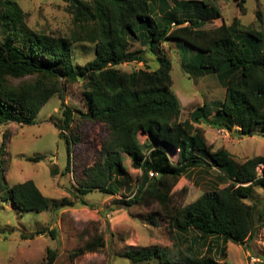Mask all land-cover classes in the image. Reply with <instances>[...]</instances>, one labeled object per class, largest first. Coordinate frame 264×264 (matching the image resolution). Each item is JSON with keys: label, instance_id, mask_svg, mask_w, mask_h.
Returning <instances> with one entry per match:
<instances>
[{"label": "trees", "instance_id": "obj_1", "mask_svg": "<svg viewBox=\"0 0 264 264\" xmlns=\"http://www.w3.org/2000/svg\"><path fill=\"white\" fill-rule=\"evenodd\" d=\"M63 1L75 27L69 37L30 30L19 4L0 0V125L36 124L40 110L54 95L61 98L65 85L82 81L87 112L64 108L62 119L53 122L68 149L78 142L71 131L75 114L101 123L107 130L97 161L84 171L87 180L80 185V194L94 189L115 194V186L120 187L117 177L122 170L121 155H126L141 175L129 200L117 204L156 205L158 212L149 215L152 221L160 216L175 232L193 234L182 239L188 243L187 253L181 252L175 261L169 258V252L157 247L131 249L121 257L131 264H146L155 259L162 264H220L211 255L209 239L222 245H241L253 240L258 228H264V202L259 207L246 202L251 200L255 187L264 190V172L257 171L264 159L255 157L236 163L226 150H213L208 145L200 126L223 129L240 137H252L256 130L264 134L261 39L253 37L259 47L249 42L237 19L230 25L222 23L217 28L204 29L208 20L220 15L204 1L176 4L181 13L190 8L201 9L202 12L183 13L185 20L167 10L166 0ZM245 3L246 0L239 1L241 11ZM167 41H179L197 52L191 66L185 64L182 68L194 81L202 78L203 83L218 80L222 84L225 93L219 107L212 110L204 103L180 121L182 106L171 93L172 64L160 49ZM133 42L143 49L131 50ZM77 43L94 47L93 59L83 66L73 64V44ZM146 50L155 54L159 64L156 69L146 67L129 73L117 69L134 62L145 66ZM139 134L152 141L145 150L138 140ZM4 150L2 143L0 156ZM41 159L39 156L28 160ZM193 170L217 171L218 183L192 203L175 205L174 188ZM226 182L230 184L219 188ZM0 201L19 215L73 206L66 199L59 202L45 197L32 181L9 185L4 179H0ZM42 234L41 230L20 237L33 239ZM50 235L53 237L52 232ZM197 244L208 248L207 253L200 254V249L195 248ZM104 247V236L99 234L71 258ZM224 250L215 248L218 255ZM47 258L41 264H53L54 252L49 250Z\"/></svg>", "mask_w": 264, "mask_h": 264}, {"label": "rangeland", "instance_id": "obj_2", "mask_svg": "<svg viewBox=\"0 0 264 264\" xmlns=\"http://www.w3.org/2000/svg\"><path fill=\"white\" fill-rule=\"evenodd\" d=\"M11 1L19 4L26 15V26L36 33L69 37L75 30L72 15L67 11L63 0ZM180 1L187 0H166L167 10L173 11L175 17L185 20V12H202L201 9L190 8L181 13L175 6ZM196 1H204L220 14L219 17L208 20L204 29L217 28L222 23L230 25L237 19L247 40L259 47L260 43L253 37L260 38L264 51V0H246L242 5L243 11L238 7L240 0ZM160 14L162 18L163 14ZM134 49L143 47L138 42H133L131 50ZM160 49L172 64L171 93L179 99L182 106L180 121L187 119L190 112L204 103L212 110L220 106L225 93L222 84L218 80H205L204 83L203 79L194 81L182 68L185 64L191 66L197 52L179 41H167ZM93 57V45L73 44L74 65L83 66ZM144 58L145 66L134 62L120 65L117 69L129 73L146 67L150 70L158 67V60L151 51L146 50ZM83 91L82 81L65 85L61 98L58 94L54 95L40 110L34 125H0V145L3 143L5 148L4 154L0 156V179H4L9 185L32 181L45 197L59 202L66 199L73 203L71 208L59 211L50 209L41 213L31 211L19 215L0 201V264H41L47 261L49 250L54 252L53 264H131L121 255L131 249L147 247L165 250L169 252V258L175 261L181 252L187 253L188 243L182 239L193 237L192 233L175 232L168 221L160 216H155L156 220L152 221L149 215L158 212L156 205L126 207L117 204L120 200H129L128 197L135 190L141 175L140 170L132 167L129 157L121 155L122 170L117 177L120 187L115 186V194H105L98 189L87 190L83 196L80 194V185L87 180L84 171L97 161L107 130L103 124L84 120L75 114L71 131L74 137L77 136L78 142L68 149L65 141L59 138V131L53 122L62 119L64 108L87 112ZM200 127L208 145L213 150H226L236 163L241 164L255 157L264 159V134L259 130L252 137H240L236 133L221 132L204 125ZM65 135L68 136L69 133ZM138 140L144 150L147 145H152L150 138L143 134L138 135ZM39 156L42 159L38 162L28 160ZM261 170L264 172V165L259 173ZM214 183H218L217 171L204 173L193 170L182 177L174 188L173 203L180 207L186 206L210 191ZM229 184L221 183L219 188ZM81 201L86 205H82ZM246 202L259 207L264 202V190L255 187L251 200ZM41 230L44 234L33 239L20 237ZM99 234L104 236L103 249L71 258L75 251ZM208 241L209 249L212 248L211 255L220 264H264V228H258L254 239L241 245L229 242L222 245L215 239ZM216 247H224V253L218 255ZM195 248L197 251L200 249V254L207 253L208 249L201 248L198 244ZM146 264L162 263L155 259Z\"/></svg>", "mask_w": 264, "mask_h": 264}, {"label": "built area", "instance_id": "obj_3", "mask_svg": "<svg viewBox=\"0 0 264 264\" xmlns=\"http://www.w3.org/2000/svg\"><path fill=\"white\" fill-rule=\"evenodd\" d=\"M221 132H225L223 129L220 130ZM260 168H263L262 164H258L257 171L259 172ZM262 171V170H261ZM152 176V174H150Z\"/></svg>", "mask_w": 264, "mask_h": 264}, {"label": "clouds", "instance_id": "obj_4", "mask_svg": "<svg viewBox=\"0 0 264 264\" xmlns=\"http://www.w3.org/2000/svg\"><path fill=\"white\" fill-rule=\"evenodd\" d=\"M225 131V130H224ZM226 132V131H225ZM228 133V132H227Z\"/></svg>", "mask_w": 264, "mask_h": 264}, {"label": "crops", "instance_id": "obj_5", "mask_svg": "<svg viewBox=\"0 0 264 264\" xmlns=\"http://www.w3.org/2000/svg\"><path fill=\"white\" fill-rule=\"evenodd\" d=\"M200 80H202V78Z\"/></svg>", "mask_w": 264, "mask_h": 264}]
</instances>
